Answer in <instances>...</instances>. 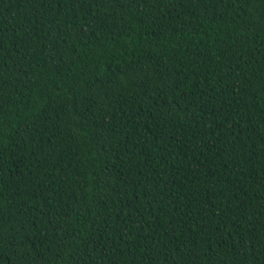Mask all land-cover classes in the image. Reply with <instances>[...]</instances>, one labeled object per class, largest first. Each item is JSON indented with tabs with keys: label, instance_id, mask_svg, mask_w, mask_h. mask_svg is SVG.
<instances>
[{
	"label": "trees",
	"instance_id": "trees-1",
	"mask_svg": "<svg viewBox=\"0 0 264 264\" xmlns=\"http://www.w3.org/2000/svg\"><path fill=\"white\" fill-rule=\"evenodd\" d=\"M0 264H264V0H0Z\"/></svg>",
	"mask_w": 264,
	"mask_h": 264
}]
</instances>
